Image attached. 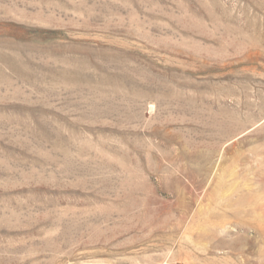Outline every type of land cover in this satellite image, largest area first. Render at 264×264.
<instances>
[{
  "label": "rangeland",
  "instance_id": "obj_1",
  "mask_svg": "<svg viewBox=\"0 0 264 264\" xmlns=\"http://www.w3.org/2000/svg\"><path fill=\"white\" fill-rule=\"evenodd\" d=\"M0 264H264V0H0Z\"/></svg>",
  "mask_w": 264,
  "mask_h": 264
}]
</instances>
